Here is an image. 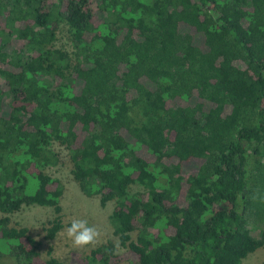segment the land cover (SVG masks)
<instances>
[{
    "label": "trees",
    "instance_id": "trees-1",
    "mask_svg": "<svg viewBox=\"0 0 264 264\" xmlns=\"http://www.w3.org/2000/svg\"><path fill=\"white\" fill-rule=\"evenodd\" d=\"M55 144L85 196L115 203L131 264H242L264 248L247 219L264 0H0V264H64L8 216L49 207L47 238L64 229ZM121 263L113 243L70 260Z\"/></svg>",
    "mask_w": 264,
    "mask_h": 264
},
{
    "label": "rangeland",
    "instance_id": "rangeland-1",
    "mask_svg": "<svg viewBox=\"0 0 264 264\" xmlns=\"http://www.w3.org/2000/svg\"><path fill=\"white\" fill-rule=\"evenodd\" d=\"M56 48L73 52L70 37L66 28L59 32ZM54 151L59 156V163L46 169V173L61 181L64 192L61 198L62 218L64 229L54 240L47 238L49 222L55 219L53 208L31 206L24 207L20 212L8 215L12 224L18 227L28 228L30 235L37 241L42 259L47 260L51 256L59 259L64 264H70L72 254L86 256L93 249L102 245L113 243L117 248L121 264H131V259L127 256V250L120 245L119 239L114 235V230L110 223V216L114 211L115 203L111 202L106 207H102L100 197L89 198L83 194L79 185L73 177V164L70 160L68 150L60 144H55ZM140 188L134 186L132 192H139ZM4 215L0 212V218ZM72 219L87 220L90 226H95L101 233L99 242L95 246L76 248L72 241L66 237L65 229L70 225ZM247 219L248 228L252 235L260 239L264 231V179L258 173H248L247 184ZM137 238V232L133 234V239ZM12 264V262H8ZM242 264H264V248L249 255Z\"/></svg>",
    "mask_w": 264,
    "mask_h": 264
},
{
    "label": "clouds",
    "instance_id": "clouds-1",
    "mask_svg": "<svg viewBox=\"0 0 264 264\" xmlns=\"http://www.w3.org/2000/svg\"><path fill=\"white\" fill-rule=\"evenodd\" d=\"M65 232L67 239L72 241L76 248L95 246L101 236L100 231L95 226H90L84 219H72Z\"/></svg>",
    "mask_w": 264,
    "mask_h": 264
}]
</instances>
